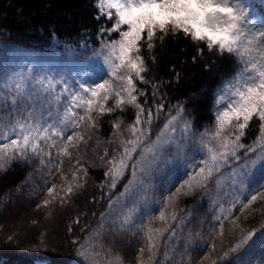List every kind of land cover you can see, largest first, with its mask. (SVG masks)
I'll return each mask as SVG.
<instances>
[{
	"label": "trees",
	"instance_id": "trees-1",
	"mask_svg": "<svg viewBox=\"0 0 264 264\" xmlns=\"http://www.w3.org/2000/svg\"><path fill=\"white\" fill-rule=\"evenodd\" d=\"M248 1L240 5L251 21L246 24L247 30L264 31L263 18L253 6L248 8ZM94 3L95 0H0V56L12 58L7 67L16 69L27 64L36 72L63 73L73 81L89 84L107 78L102 57L96 55L102 43L98 29L107 22L94 18ZM198 47L202 45L182 34L169 33L163 44L157 41L153 53L146 48L142 50L149 69L145 76L159 84L154 98L151 83L138 85L148 93L140 97L141 103L147 100L145 107L154 110L151 135L145 145L155 140L167 120L176 115L178 105H184L183 119L192 121L193 126L185 139H181L178 131L175 143L160 152L156 162H152L150 154L147 156L142 165L144 170L138 169V182L133 185L131 195L121 196L132 179L131 168L113 189L110 178L104 175L107 167L100 158L105 149L108 150L105 160L115 154L114 150H119V137L113 135L112 128L117 118L123 119L121 132L128 138L124 130L132 123L135 113L132 108L99 117L96 129H77L85 133L87 142L70 148V157L57 156L53 149L51 158L30 155L28 160L13 161L0 170V227L3 212L9 211L11 203L16 204L20 199L31 209H37L41 223L50 227L48 238L52 237L38 245L34 242L37 230L32 228L28 236H23V244L8 249L6 235L0 233V264H5L3 254L11 256L12 253L16 258L11 264H90L77 254L81 244L86 245L98 264H119L117 256L122 258V264H138L139 249L147 246L146 226L162 231V235L155 236L156 251L149 264H237V256L246 264H264V242L259 240L264 229V200L258 199L248 209L240 211L241 204L252 194L264 192V162L252 165L249 157L243 155L245 149H240L241 159L230 158L206 187L189 191L185 185L180 193L175 192L188 179L186 173H194L200 166L199 161L205 158L206 150L200 140L201 135L205 131L210 133L214 126V93L222 78H228L236 70L231 57L207 50L200 56ZM151 55L156 56L155 63ZM4 71L5 66L0 63V74ZM157 104L165 105L158 114L155 112ZM3 115L7 117L8 113ZM72 131L68 129L66 135ZM245 131L241 142L252 145L258 136V122H251ZM249 156L255 158V154ZM77 159L87 168V176L80 173L83 186L75 188L61 203L62 188L71 182V174L78 167ZM60 161L58 171L56 165ZM62 174L67 176V181L61 178ZM53 184L57 186V199L45 207L43 201L50 199L47 189ZM14 191L19 194L11 196ZM185 192L189 194H183ZM169 197L171 200L166 203ZM134 204L137 211L132 223L124 225V217ZM233 205L235 208L229 214L227 209ZM15 208L19 210L20 206ZM160 210L165 212L164 221L159 219ZM55 227L62 232V238ZM249 231L257 232L256 241L250 242L240 253H231L229 250ZM226 252L229 253L227 258ZM148 256L145 251V261Z\"/></svg>",
	"mask_w": 264,
	"mask_h": 264
},
{
	"label": "snow or ice",
	"instance_id": "snow-or-ice-1",
	"mask_svg": "<svg viewBox=\"0 0 264 264\" xmlns=\"http://www.w3.org/2000/svg\"><path fill=\"white\" fill-rule=\"evenodd\" d=\"M94 8V18L98 22L101 19L107 22L98 29L102 43L96 53L102 57L107 68V78L89 84L73 81L63 73L36 72L27 64L11 69L7 65L12 58L0 56V63L5 66V71L0 74V170L13 161L28 160L30 155L51 158L53 149L57 156L70 157V148L87 142L85 133L77 129H96L99 117L132 108L135 110L132 123L124 130L128 138L125 139L121 132L123 119L117 118L112 128L113 135L119 137V150H114L115 154L105 160L108 157V150L105 149L100 158L107 167L104 175L110 178L113 189L131 168L132 179L125 185L121 196L131 195L133 185L138 182V169L144 170L142 165L147 156L150 154L152 162H156L160 152L175 143L178 131L181 139L192 132V121L183 119L184 105H178L176 115L167 120L155 140L145 145L151 135L154 110L145 107L147 100L141 103L140 97L148 93L138 85L151 83L154 98L159 84L146 78L149 69L142 50L146 48L153 53L157 41L163 44L169 33L174 36L182 34L193 43L202 45L197 48L200 56L207 50L219 56L227 55L236 64L234 73L222 78L214 93V126L210 133L205 131L200 140L206 156L199 161L200 166L194 173H186L188 179L175 192L180 193L185 185L189 191L206 187L214 173L219 172L230 158L241 159L238 155L240 149H245L243 155L249 157L252 165L264 162V31L256 34L247 30L246 24L251 21L247 19L239 0H95ZM50 35L55 38L54 33ZM105 36L108 38L104 39ZM150 59L155 63L156 56L151 55ZM205 67L210 68V65ZM174 75L179 79L177 73L174 72ZM164 107V104L155 105L156 114ZM3 113H8L7 117ZM254 120L258 122V136L252 145L246 146L241 141ZM68 129L73 131L66 135ZM137 153L138 158L134 159ZM249 154H255V158ZM75 163L78 167L71 174V182L62 188L64 196L59 197L61 203L75 188L83 186L80 173L87 176V168L80 160ZM61 164L62 161L56 165L58 171ZM61 178L67 181V176L62 174ZM56 188L55 184L48 187L50 199L43 201L45 207L57 199ZM258 199L264 200V192L252 194L241 204L240 211L248 209ZM170 200L171 197L166 203ZM233 208L235 205L227 212L231 214ZM136 211L135 204L128 209L124 225L132 223ZM221 211L225 210L221 208ZM159 219L166 220L164 210L159 211ZM220 227L223 234V224ZM157 234L162 235V231L145 227L147 246L139 249L138 264H149L151 261L156 251ZM256 238L257 232L249 231L229 251L240 253ZM259 240L264 242V229ZM73 243L78 244L79 241ZM80 249L77 253L80 257L89 260L90 264H98L86 245L81 244ZM145 251L149 253L147 261L143 258ZM228 254H224L225 258ZM115 259L122 264V258L117 256ZM237 264H246V261L237 256Z\"/></svg>",
	"mask_w": 264,
	"mask_h": 264
},
{
	"label": "rangeland",
	"instance_id": "rangeland-1",
	"mask_svg": "<svg viewBox=\"0 0 264 264\" xmlns=\"http://www.w3.org/2000/svg\"><path fill=\"white\" fill-rule=\"evenodd\" d=\"M261 11L262 13H264V9H261ZM15 194H19V191L17 193L16 191H14L10 195L13 196ZM10 200L11 197L9 198V201ZM9 201L7 205L10 204ZM16 206H20V209L17 210L15 208ZM8 209L9 211L3 212L4 220L1 223L0 227V233L4 232V235H6L5 241L8 240L7 243H9V246L6 245V248L10 249V246L16 247L18 244H23V236H28L34 229L37 230L34 242H36L38 245L47 243V240L52 239V237L48 238L50 237L48 234L50 232L49 225L46 223H41V218L37 217V209H31V207L27 205L26 201H22L19 199L17 200L16 204L11 203ZM42 228L44 229V231L42 230ZM55 230H57V227H55ZM56 233H58L61 238L63 237V234L59 230V228ZM2 256L5 259L3 261L5 262V264H11V262L16 258L13 253L11 254V256H5V254H3Z\"/></svg>",
	"mask_w": 264,
	"mask_h": 264
}]
</instances>
